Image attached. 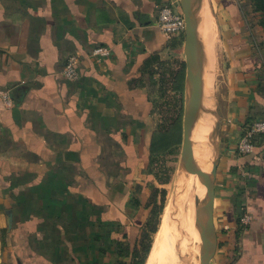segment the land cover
Wrapping results in <instances>:
<instances>
[{
	"label": "crops",
	"instance_id": "0c3cea01",
	"mask_svg": "<svg viewBox=\"0 0 264 264\" xmlns=\"http://www.w3.org/2000/svg\"><path fill=\"white\" fill-rule=\"evenodd\" d=\"M249 1L205 0L223 53L209 264H264V134L252 153L237 150L246 122L264 119V28ZM169 4L179 7L0 0V264L126 261L118 243L138 241L158 187L148 173L154 104L171 72L185 106L184 35L154 24ZM98 45L110 57L92 58ZM71 54L73 81L62 75Z\"/></svg>",
	"mask_w": 264,
	"mask_h": 264
},
{
	"label": "rangeland",
	"instance_id": "374dc122",
	"mask_svg": "<svg viewBox=\"0 0 264 264\" xmlns=\"http://www.w3.org/2000/svg\"><path fill=\"white\" fill-rule=\"evenodd\" d=\"M249 4L252 6V0L249 1ZM207 11L212 17L213 35L212 40L207 46L211 52H209L208 62L209 75L206 77L205 84L208 91L206 94L210 101L214 103L216 124V104L223 90V53L220 47L219 34L218 32L216 33L215 22L208 5ZM250 19L258 22L260 15L258 13L250 15ZM261 37H263L262 40L264 41V29L261 32ZM173 67H178V69L182 70V65L177 62L176 58L173 59ZM202 68L201 61V71ZM170 87L166 90L163 98L159 97L158 93L155 99V101L162 102L163 105L155 108L154 122L156 124V130L160 125L166 126V135L170 136L172 144H177V153L165 154L160 158V168H158V170H160V173H162V171L164 174L166 173L169 176V181L167 184H158L156 182L159 188L166 190V195L163 209L159 215L157 231L151 234V247L144 264H186L190 258L187 253V248L191 249V256L194 257L192 260L195 264H198L200 243L198 237L197 214L199 208L203 205V196L199 198L201 182L197 174L188 173L184 169L180 158L184 103L180 105V108H178L179 106L176 104L178 97L181 95V86L177 78L172 80ZM177 108L179 111L177 117H175V110H177ZM208 118L209 126L206 132V138L203 142L192 141L193 135L199 139V134L202 131L199 127L200 122L198 116H196L197 121L190 132V144L195 167L197 170L205 172L208 170L209 153L207 136L210 131L209 127H211L212 123L210 115H208ZM215 133L217 136L216 145L219 147V131L216 129ZM197 146L201 148L199 155L195 154ZM196 197H198V203ZM188 229L191 231L189 234Z\"/></svg>",
	"mask_w": 264,
	"mask_h": 264
},
{
	"label": "water",
	"instance_id": "95a60500",
	"mask_svg": "<svg viewBox=\"0 0 264 264\" xmlns=\"http://www.w3.org/2000/svg\"><path fill=\"white\" fill-rule=\"evenodd\" d=\"M193 3L194 0H178V6L183 14L185 22L183 52L185 56L186 82L180 158L184 169L188 173L197 174L200 182L204 186L203 205L199 208L197 214L198 237L200 243L198 264H209L214 257L217 248L216 231L213 223V207L219 147H217V155L211 165L210 171L205 172L197 170L193 161V154L190 146V132L200 106L202 86L199 42L196 34V23L192 12ZM216 117L217 121L216 124L214 123L215 125L211 133L215 137H217L215 131L216 129L218 130L217 106ZM196 200L198 203V197H196Z\"/></svg>",
	"mask_w": 264,
	"mask_h": 264
},
{
	"label": "trees",
	"instance_id": "16d2710c",
	"mask_svg": "<svg viewBox=\"0 0 264 264\" xmlns=\"http://www.w3.org/2000/svg\"><path fill=\"white\" fill-rule=\"evenodd\" d=\"M252 9L254 12L260 15L258 25L264 28V0H252ZM175 77V73H170L169 77L160 80L159 85V97H164L166 90L170 87L172 79ZM180 98L177 99V105L180 108ZM163 104L156 101L154 109L161 107ZM175 110L177 117L179 109ZM254 119H249L246 125ZM258 136L254 138L256 140ZM177 144H172L170 136L166 135V126L160 125L154 132L152 141L150 144V157L148 164V173L152 174L158 184H167L169 176L165 173H160V158L165 154H176ZM166 190L155 186L151 187V193L146 203V207H149L147 220L141 230L140 238L135 243H118V256L123 257L126 261H119L117 264H144L145 259L150 251L151 247V234L157 231L159 215L163 209L165 201Z\"/></svg>",
	"mask_w": 264,
	"mask_h": 264
},
{
	"label": "bare ground",
	"instance_id": "6f19581e",
	"mask_svg": "<svg viewBox=\"0 0 264 264\" xmlns=\"http://www.w3.org/2000/svg\"><path fill=\"white\" fill-rule=\"evenodd\" d=\"M192 12H193V17L196 23V34L199 42V59L202 61V71H201V86H202V98L200 102V106L198 109V113L196 116H198L199 119V127L202 129V131L199 134V139L196 138L195 135H193L192 141H204L206 138V132L209 126V118L208 115L211 116L212 123L210 131L207 136V141H208V147H209V153H208V170L207 172L210 171L211 165L214 162L216 155H217V141L216 137L212 135V129L214 127L215 123V115H214V103H212L207 96L206 92L207 91V86L205 84L206 82V77L209 75L208 72V66H209V49L207 48L208 44L212 40V35H213V21L212 17L210 16V13L207 11V4L205 0H194L193 7H192ZM214 20V19H213ZM200 61V62H201ZM196 118L194 123L192 124V129L196 123ZM203 132V133H202ZM195 134V133H194ZM203 134V136H202ZM202 136V137H201ZM200 145V143H199ZM191 146V144H190ZM201 146V145H200ZM197 150L195 152L196 155H199L201 148L198 146L196 147ZM205 163V159H204ZM204 195V186L200 185V195L199 198H201ZM191 233V231L188 229V234ZM189 237V235H188ZM195 238V237H194ZM157 242V241H156ZM188 242V239H187ZM187 253L189 254L190 258L186 262V264H195L194 261L192 260L191 256V249L187 248ZM180 255V254H179ZM194 255V253H193Z\"/></svg>",
	"mask_w": 264,
	"mask_h": 264
},
{
	"label": "built area",
	"instance_id": "2783aa9c",
	"mask_svg": "<svg viewBox=\"0 0 264 264\" xmlns=\"http://www.w3.org/2000/svg\"><path fill=\"white\" fill-rule=\"evenodd\" d=\"M155 27L167 36L184 35L185 22L183 14L178 7L174 8L171 4L162 6L155 19ZM112 49L108 46L98 45L90 53L94 59L102 60L110 57ZM79 56L69 55L62 68V75L65 79L73 81L79 77ZM9 102V100H6ZM264 134V119H254L246 125L245 132L238 138L237 150L241 154H250L254 149V138Z\"/></svg>",
	"mask_w": 264,
	"mask_h": 264
}]
</instances>
